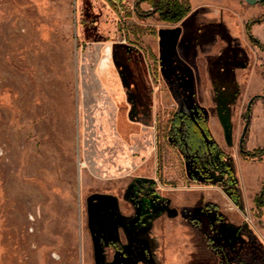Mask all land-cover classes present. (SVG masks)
I'll list each match as a JSON object with an SVG mask.
<instances>
[{
    "label": "rangeland",
    "instance_id": "374dc122",
    "mask_svg": "<svg viewBox=\"0 0 264 264\" xmlns=\"http://www.w3.org/2000/svg\"><path fill=\"white\" fill-rule=\"evenodd\" d=\"M137 1L0 0V264H264V0Z\"/></svg>",
    "mask_w": 264,
    "mask_h": 264
},
{
    "label": "trees",
    "instance_id": "16d2710c",
    "mask_svg": "<svg viewBox=\"0 0 264 264\" xmlns=\"http://www.w3.org/2000/svg\"><path fill=\"white\" fill-rule=\"evenodd\" d=\"M141 3L149 4L152 7L153 12L159 15L161 21L172 24L180 22L191 11L188 2L179 0H138L137 7ZM256 23H259V20L256 21ZM256 43L259 44L258 41H256ZM183 121L187 124V134L185 135L178 130ZM168 136L173 140L176 147L185 154H192L193 158L198 163H203V159L208 153L215 154L218 151L221 159L225 156L222 151H219L216 144L208 142L210 135L207 124L203 119L194 122L187 117L177 116L171 121V130L169 131ZM246 154L249 155L248 153ZM263 154L264 150L259 151V153L255 152L251 156L255 157ZM228 172L230 176H232V171L228 169ZM259 201V207L264 206L263 199L260 198Z\"/></svg>",
    "mask_w": 264,
    "mask_h": 264
},
{
    "label": "flooded vegetation",
    "instance_id": "af4514ba",
    "mask_svg": "<svg viewBox=\"0 0 264 264\" xmlns=\"http://www.w3.org/2000/svg\"><path fill=\"white\" fill-rule=\"evenodd\" d=\"M179 1H183V0H179ZM184 2H188L189 3V1L188 0H184ZM189 5H190V3H189ZM138 8V7H137ZM150 8H151V12H152V14H157V13H154L153 12V9H152V7L150 6ZM190 8H191V5H190ZM191 12V11H190ZM190 14V13H189ZM188 14V15H189ZM158 15V14H157ZM187 15V16H188ZM187 16L185 17V18H183L180 22H178V23H174V24H172V23H168V22H164V21H162L163 23H165V24H167V25H178V27H177V32L174 34V38L175 37H177L178 35H179V31H180V29H181V27L183 26V24H184V20L187 18ZM158 17H159V15H158ZM160 19V18H159ZM161 21V20H160ZM181 23V24H180ZM181 25V26H180ZM209 37H210V35H208ZM249 37L255 42V44L256 45H259V46H261L260 45V42H259V40L257 39V38H255V37H253L251 34L249 35ZM173 38V39H174ZM256 41H258V43L259 44H257L256 43ZM196 50V52H198V54L200 53V55L202 54H204V52L205 51H203V50H201L199 47H197V48H195ZM201 50V51H200ZM185 73V72H184ZM186 75V74H185ZM251 106H252V101L249 103V105H248V110H250V108H251ZM187 117V118H189V119H191L192 121H194V122H198L199 121V119H203V121L207 124V128H208V132H209V135H210V138H209V140H208V142L209 143H214V144H216L215 143V141H212V137H211V133H210V131H209V127H208V123H207V119H206V116H205V113L203 112V111H201V109H199V111H198V113L196 114V115H191V114H189V113H187V112H184V111H182V112H179V113H176V114H174L173 116H172V118H171V120H170V128H169V131L171 130V121L175 118V117ZM247 128H248V126H247ZM178 130L179 131H181L184 135L185 134H187V124H186V122L185 121H183L182 122V124L179 126V128H178ZM247 131H248V129H247ZM169 133V132H168ZM247 133V132H246ZM246 135V134H245ZM245 135H244V137H245ZM169 137V136H168ZM173 141V140H172ZM174 143V142H173ZM243 144H244V139H243V141H242V148H241V150L243 151ZM175 145V144H174ZM217 145V144H216ZM176 146V145H175ZM218 146V145H217ZM241 146V145H240ZM178 148V147H177ZM219 148V147H218ZM179 149V148H178ZM219 155V154H218ZM112 245L113 246H115V248L117 249V250H121L122 249V247H121V245L118 243V242H114V243H112Z\"/></svg>",
    "mask_w": 264,
    "mask_h": 264
},
{
    "label": "water",
    "instance_id": "95a60500",
    "mask_svg": "<svg viewBox=\"0 0 264 264\" xmlns=\"http://www.w3.org/2000/svg\"><path fill=\"white\" fill-rule=\"evenodd\" d=\"M248 3H250V4H258V3H260L261 1H263V0H246ZM247 126L245 127V129H244V133H243V137L241 138V148H242V141H243V139H244V135L246 134V132H247Z\"/></svg>",
    "mask_w": 264,
    "mask_h": 264
},
{
    "label": "crops",
    "instance_id": "0c3cea01",
    "mask_svg": "<svg viewBox=\"0 0 264 264\" xmlns=\"http://www.w3.org/2000/svg\"><path fill=\"white\" fill-rule=\"evenodd\" d=\"M181 26V25H180Z\"/></svg>",
    "mask_w": 264,
    "mask_h": 264
}]
</instances>
